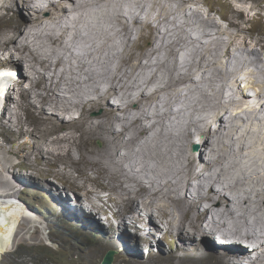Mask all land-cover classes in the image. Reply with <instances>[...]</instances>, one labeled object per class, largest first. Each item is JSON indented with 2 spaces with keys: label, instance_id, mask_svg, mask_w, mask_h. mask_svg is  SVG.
Listing matches in <instances>:
<instances>
[{
  "label": "bare ground",
  "instance_id": "1",
  "mask_svg": "<svg viewBox=\"0 0 264 264\" xmlns=\"http://www.w3.org/2000/svg\"><path fill=\"white\" fill-rule=\"evenodd\" d=\"M151 1L0 0V21L19 9V4L23 8L35 7L39 15L33 35L28 37L22 32L24 24L15 20L14 27L7 25L11 20L3 24L7 29L0 35V69L10 70L11 82L4 86L7 104L0 99V115L4 106L10 108L17 104L14 103L17 99L10 97L12 87L22 97L28 93L26 103L18 105L19 111L12 112L5 124L19 131L23 138L31 139L35 152L30 154L34 156L45 152L42 145L48 143L47 135L55 134L54 144L58 149L47 153L50 158L46 161L54 168L58 167L57 152L62 150L80 162V157L73 155L80 143L90 147L97 138L103 140L105 146L94 152V158L90 157L94 162L84 171L88 180L65 170L53 175L66 177L74 189L83 191L94 181L89 175L91 171L96 181L109 186L112 195L121 199L108 198L113 205L108 200L102 202L108 206L106 213H102L106 216L102 224L112 228L117 225L116 237L124 241L126 236V242L134 241L138 259L147 245L143 254L149 259L155 255L156 264H264V69L256 73L258 79L245 80L252 85L253 93L245 92L243 83L242 97H235L238 106L232 104L228 95L224 96L222 86L215 95L211 87L202 90L198 86L207 80L195 77L204 75L203 66L192 71L190 75L194 76L189 78L183 68L188 69L191 52L187 46L182 45L183 49L175 46L183 39L193 40L192 36L201 32V19L216 35L226 37L230 30L219 27L209 17L215 15L210 7L208 12H203L204 4L192 7V0H172L179 3L172 13L174 28L164 29L166 15L156 6L157 10L150 8ZM249 15L251 11L245 16ZM177 16L183 17L182 23ZM177 32L180 37H174L173 33ZM144 39L146 46L141 43ZM248 44L251 51L259 48L264 51L262 40L255 42L252 38ZM240 45L244 46L243 41ZM261 61L256 64H263ZM3 81L5 72L0 73V83ZM28 84L32 85L29 92ZM194 92H199L202 98H197ZM31 99L39 104L37 121L44 132L39 144L36 128L28 124L26 115L27 112L29 116L34 114L36 104ZM223 113L229 115L227 118L231 113L235 117L230 121L234 125L231 129L236 128L235 134L229 137L224 136L227 132L221 133L222 125L226 124ZM243 113L248 115V121L241 117ZM73 115L76 117L72 118ZM2 119L1 115L0 124L4 125ZM6 142L0 139V156L10 160L9 163L14 162L23 144L19 148ZM193 146H197V151L192 150ZM25 160L28 162L29 157ZM31 164L27 165L32 170L30 175L36 173L35 169L43 172L42 166L32 168ZM2 165L0 195L8 204L0 203V210H5L0 215V260L26 234L18 232L23 220L42 222L25 202H15L6 196L8 182ZM47 177L42 175L36 184L48 187L53 180ZM85 194L100 198L94 188ZM89 201L94 215L87 216L83 224L91 226L96 222L102 226L98 212L101 207ZM115 217L121 218L120 226ZM129 227L135 229L133 236L127 233ZM142 231L147 243L139 238ZM158 234L172 240L168 256L163 255L159 241L162 238ZM112 242L117 245L115 238ZM158 250L160 256L156 257Z\"/></svg>",
  "mask_w": 264,
  "mask_h": 264
},
{
  "label": "rangeland",
  "instance_id": "2",
  "mask_svg": "<svg viewBox=\"0 0 264 264\" xmlns=\"http://www.w3.org/2000/svg\"><path fill=\"white\" fill-rule=\"evenodd\" d=\"M153 2L155 5L152 4ZM150 3L151 4H149V5L152 6V7L150 6V8L154 7L156 10L158 8L159 12L162 11L161 12L162 15L167 16V17L163 16V18L165 17V22H168V23L164 22V24H165V26L163 24L164 29H167V30L173 29L174 27L172 24L174 21L173 20L174 17L172 15V13L173 14L175 13V11L177 10V9L175 10V8L177 6L179 7V3L175 4L172 0H161L159 2H158V0L157 1L152 0ZM172 3H173V5H172ZM198 3L204 4L201 6V8H203V12H208V9L210 7V9H212L215 12V15L209 16V17L213 18L215 23L218 24L219 27H223L226 30L229 29L231 32L229 31V33L226 35L227 39H226V37H224V35L223 36H221V34L216 35L215 32L213 33V32H211V30H209V26L203 22V19H201L200 20L202 23L201 32L200 33L196 32V34L192 36V37H194L193 40L186 38L187 40L183 39V41H181V43L179 45L175 46L177 49H179V48L183 49L182 48L183 46H187L189 52H191V57L189 59V61H190L189 67H191V70L189 67H188V69L186 67H184L183 72L185 75L189 74L188 76L190 78V76H194V75H190V74H192V71L195 72L194 70H196L198 67L203 66L204 75L203 76H196L195 79L201 80V78L204 77V79H206L207 82L203 81L198 87L201 88L202 90L204 88L208 89L211 87L212 90L214 89L213 90L214 95L216 93H218L219 90L224 87L225 88L224 96L228 95L229 99L232 100V104H234V106H236V105L238 106L237 103H239V102L235 99V97H236V95L238 97L239 96L242 97V94L240 93L241 89H243L245 91V89H244V87H245L248 89V90L246 89L245 92H247L249 94L253 93L252 85L248 84L247 82H246L247 83L246 84L245 80L246 79H252V78H253V80H256V78L258 79V77L256 76V73L259 70L262 71L264 69V51H262L261 48H259L258 50L254 49L253 51H251L250 47H247L250 44L249 43L247 45V42H251L252 38H253V41H255V42H259V40L260 41L262 40V42L264 44V41H263L264 40V16H263V14H264V0H240V1H237V0H192L190 2V4H193L192 7H195ZM168 4H169V7L167 6ZM241 4H243V5H241ZM247 4H250V5H247ZM20 5L21 4H19V9L22 8V6H20ZM175 5H176V7H175ZM166 7H168L169 9L167 10ZM19 9L17 8L13 12H10L9 15L5 19L0 21V35L7 29L6 27L3 26L4 23L11 20V22L7 23V25L9 27H14L12 21L15 20L18 23L21 21L20 15H19ZM170 9L174 10V12ZM164 10L168 11L170 13L165 12ZM250 11H251L252 15L251 16L249 15L246 17L245 15L248 14ZM190 14L191 13H189L188 16ZM259 15H261V16H259ZM23 17H24V14H23ZM176 18L178 20L181 18V20H179V22L180 23L183 22V17L177 16ZM235 25H237V26H235ZM20 28H22L21 24L18 25L17 29L20 30ZM19 32H21V31H19ZM173 34H174V37H180V34L178 32L173 33ZM231 34L233 35V37ZM229 35H230V37H229ZM244 37H246V38H244ZM144 41H146V42H144ZM242 41L244 43V46L240 45L242 43ZM190 42L192 43V45H190L191 44ZM141 43L143 44V45L141 44L142 46H146L147 40L144 39L141 41ZM225 47H227V48H225ZM233 48H234V51H233ZM195 50H197V51H195ZM232 51L234 53L233 55L230 54V52H232ZM182 52L183 51H181V53ZM199 52H200V54H199ZM238 52H240V53H238ZM255 52H256L255 55L257 56L256 58H254ZM242 54H243V56H241ZM261 54H262V56H261ZM194 55H197V56L199 55V56L197 57ZM200 55H202V56H200ZM259 58H261V59H259ZM3 59H5V58H3ZM241 60L243 61V63H241L242 62ZM204 61H206V62H204ZM256 61L257 62L261 61V63L263 62V64L257 65ZM192 62H193V64H191ZM213 62H214V64H213ZM222 62H223V64H222ZM217 63H219V64L217 65ZM194 64H196V65L193 66ZM248 64H249V66H248ZM250 64H251V66H250ZM208 65L209 66L211 65V66L209 67ZM244 65H245V69H244ZM261 65H262V67H261ZM223 66H226V67H223ZM218 67L219 68L221 67V69H219ZM186 71H188L189 73ZM238 71H239V73H237ZM245 71H246V73H244ZM250 71L252 74L249 73ZM1 72H4V71H0V73ZM218 74H220V75H218ZM212 76H213V78H212ZM240 78H242V80ZM212 80H214V81H212ZM225 81H226V83H225ZM141 82L142 81H140V83ZM232 82L233 83L236 82L234 84H237V85H233ZM238 82H239V84H238ZM208 83H209V86H207ZM243 83H245L244 84L245 86L243 85ZM131 84H132V81H131ZM30 85L31 84H28V88L26 90H28L32 86V85L31 86ZM227 85L230 86V88L227 87ZM240 85H241V87H240ZM221 86H222V88H221ZM249 86L251 88H249ZM16 87H18V86H16ZM237 87H238V89H237ZM216 88H217V90H216ZM226 88H228L227 89L228 91L226 90ZM11 90L12 91H10L11 92L10 97L17 99L14 102L17 104L12 106L13 109H12V107L9 108L8 106H4L5 110H3V113L1 114L3 116L1 123H3L4 125L0 124V137H1L0 139H2L3 141L6 140L7 141L6 143L12 144V146L16 145L19 148L23 144V147L20 148L21 150L18 152L19 156L14 157V160L15 161L20 160L23 163L25 169L27 170V171H25V174H26L25 177H27V178L24 179L25 183L27 184V189H26V193H24L21 196V198L24 200V202H26L27 206L29 208H31L33 212H35L37 215H39L41 217V219L44 222V226L38 225V224L28 223V222H26V220H23V222L18 227L19 228L18 232H19V234H21V233L22 234L26 233V234L17 239V244L15 245L14 250H11V252L9 251V253L4 255L3 259L0 260V264H102V261L104 260V258L106 257V255L109 252L114 253L113 264H132V263L156 264V261H155L156 258H154L155 255H151L150 258H153V259H149V257L148 258L146 257V254H143L144 250L146 252L148 249L147 245H145L143 247V253H142V250L140 249L141 255L138 259L137 258L138 256L135 252V249L137 248L136 243L134 241L126 242V236L124 237V241H123V238L116 237L118 235V233H116V231H115V227H117V225H115L113 228L111 226L108 227L106 224L105 225L102 224V226L96 225V227L98 229L91 228L90 225H87V226H86V224L84 225L80 219L76 220L74 218V215L71 212L68 211L69 212L68 213L67 211H64V209H62L58 205L57 201L54 198H52V196H50V194L48 193V190L46 189L47 187H45V186L39 187V185L36 184V183L40 182L39 177H41L42 175H45V176H48L47 179L49 181L53 180V183L61 182V183H63V185L65 187L68 185L71 186L72 185L71 181H69L66 177H62V176L60 177V175L58 177H55L53 175V174L56 175V173L59 170L70 171L73 175L82 176L83 179L88 180V178L84 174V171H88L87 167H89V164L94 162L93 159L90 160L91 158H94V152H96L102 146H105V144H104L103 140H100L98 138L96 140H94L93 142H91L92 144L89 142L90 147L80 146V145H84V144L80 143V145H78V147L80 149L77 147V149L73 152L74 153L73 155L79 156L82 162L76 161L75 159H73L72 156L71 157L67 156L66 152L61 150V151L57 152L59 154L57 157L58 167L54 168L52 166H49L46 163V161H48L50 158L49 155H47V153L56 152L58 149V146L54 144V137H56L55 134L47 135L45 133V135L49 136L48 143H46L45 145H42V148H43V150H45V152H42V153L37 152V155L34 156V155L30 154V153L33 154L35 152V149L31 148L32 145L34 144L31 141V139L28 137L23 138V135L20 134L19 131L18 132L16 131L17 132L16 133L15 129L13 127H11V125L5 124L8 121L10 114L14 111H19L18 105L25 104L27 101V97H28V93H27L26 97H22L21 95H19V92H18V95L15 93L16 89H13V87L11 88ZM28 92H29V90H28ZM195 93H197V92H194V94ZM198 93L195 94V96L197 95L196 96L197 98L198 97L202 98L200 93L199 94ZM232 93H233V95H232ZM31 100L34 101L33 99H31ZM4 101L6 102L5 103V105H6L7 104V98H6V100H3V102ZM34 103L36 104L35 107L33 108L34 114L32 116H29L28 112L27 113L25 112V113L27 115V118H29L28 124H31L34 128H36L35 129V135L38 134V135H36L37 136L36 142H37V144H39L38 141L41 142V140L43 139L42 137L44 135V132H42V127L39 126V122L37 121V114H38L37 107H39V104L35 101H34ZM217 103H218V101H217ZM37 104H38V106H37ZM21 114H23V112H21ZM98 114L99 113H97V115ZM1 115H0V117H1ZM209 115H210V113H209ZM207 116H208V114H207ZM228 116H229L228 114L223 113V117L226 119V124L222 125V130H221V133L223 135L225 132H227L224 135L227 137L235 134V131H233V129L236 130V128L231 129V127L233 125V123H231V122H232V119H235V117L232 115V113H231L229 118H227ZM73 117H76V115H73L72 118ZM241 117H244L246 120L249 119L248 115H246L244 113L241 114ZM23 118H24V116H23ZM226 125H228V126H226ZM46 126H47V124H46ZM48 127H51V125ZM29 128H31V127H29ZM31 129H33V128H31ZM231 130H232V132H230ZM8 138H10V139H8ZM49 143L51 144V146ZM93 143H94V145H93ZM94 149H96V150H94ZM84 150H85V152H84ZM192 150L197 151V146H193ZM27 156L29 157L28 162H26V160H25V158ZM47 157H49V158H47ZM63 157H65V158H63ZM37 160L40 162H37ZM29 163L30 164L32 163L31 164L33 166L32 168H35L38 165H39V167L42 166L41 168H43V172L40 173V169H38V172H37V169H35L36 173L34 175H30L32 173V170L29 167H27V165ZM40 163H42L44 165H40ZM61 164H63V165H61ZM69 168H71V169H69ZM28 174L30 176H28ZM19 175L22 176L23 174L19 173ZM89 175H90V177H92V180H94V181L90 182L89 188H87L83 191L81 189L77 190V191H79L78 196L81 198H86V199L89 198L90 200L95 201V203H97V206L101 207V210L100 211L98 210V212H100V214H102L104 212L106 213L105 209H107L108 206L107 207L104 206V204L102 202H106V200H108V203L110 205H113V202L109 201V199L118 200V198L119 199H121V198L118 195H116V196L112 195V193L109 191V189H111L109 186L108 187L102 186L99 181H96L94 179L96 177V175H93L91 173V171H89ZM27 180L30 181L31 183L27 182ZM71 187L74 188L73 186H71ZM90 188L91 189L94 188V189L98 190L100 198H97L94 195H86L85 194L86 191H90L91 190ZM88 189H90V190H88ZM161 196L164 197L163 195H161ZM101 199H103V200H101ZM164 199L167 202H170L168 197H165ZM123 212H125V211H123ZM115 220H116V223H118V226H120L119 222L122 223L121 218L119 219V217H115ZM157 223H159V225L161 224L158 219H157ZM109 225H111V223H109ZM128 225H129V223H128ZM139 226H140V223H139ZM121 228H124V227L121 226ZM127 230H128V228H127ZM114 233H116V234H114ZM127 233H129L131 236H133L136 232H135V229L133 230V228L129 227V230L127 231ZM158 235H161V234H158ZM113 238H115L117 240L116 246L112 242ZM139 238L141 240L143 239L142 242L147 243V240L144 239V232L143 231L140 233ZM161 238L162 239L159 240L157 237V239L161 242V244L163 246V255L168 256V254L170 253L169 250L172 247V244H171L172 240H171V238H167V240H166V238H164L163 235H161ZM121 241H123V244L120 243ZM154 242L156 243V241H154ZM155 250L156 249L153 250L154 253H155ZM159 256H160V251L158 250L156 257H159ZM151 262H153V263H151Z\"/></svg>",
  "mask_w": 264,
  "mask_h": 264
},
{
  "label": "clouds",
  "instance_id": "3",
  "mask_svg": "<svg viewBox=\"0 0 264 264\" xmlns=\"http://www.w3.org/2000/svg\"><path fill=\"white\" fill-rule=\"evenodd\" d=\"M19 15L21 20L19 23L24 24L22 28V32L24 33L25 37H28L29 35H33V29L36 28L37 19L39 17L38 9H35V7H31V6L25 8L22 7L21 9H19ZM34 24H35V28H33ZM0 71L5 72V81L0 83V99L3 98V100H5V96L3 95L5 94L4 86L7 87V85L11 82L9 78L11 72L10 70L4 68L0 69ZM9 161L3 158L2 156H0V164L1 163L3 164L2 167L4 169H6V167L8 168V170L5 171L4 174L5 176L7 175L6 179L8 182V186L6 188L7 190L6 193L8 194H6V196L11 197L12 201L24 202L21 196L24 193H26V189H27V184L24 183V179L27 178L25 177L26 175L25 171L27 170L24 168V165L20 160H16L10 163ZM19 172H22V174L24 175L20 177L19 175H17ZM46 189L48 190L50 196H52V198H54L57 201L58 205L62 209H64V211L71 212L76 220L80 219L81 222H84L87 216L92 217L94 215V208L92 207L90 201L86 198L79 197L78 196L79 191L72 188L70 185L65 187L61 182H55V183L52 182L51 185H48ZM0 203H2L4 206H7L6 204H8L7 200H4L2 196L0 197ZM1 211H5V210H0V215H4L3 213H1ZM109 215L111 218H114L112 214ZM99 218L102 219L101 222L99 220V224L101 223L102 225V223H104L105 221L106 216L101 214ZM32 224H38L44 226L43 220L41 223H32ZM96 225H97L96 222H92L91 228L98 229ZM158 239H160V236L158 237ZM218 244L220 245L222 243H218Z\"/></svg>",
  "mask_w": 264,
  "mask_h": 264
},
{
  "label": "water",
  "instance_id": "4",
  "mask_svg": "<svg viewBox=\"0 0 264 264\" xmlns=\"http://www.w3.org/2000/svg\"><path fill=\"white\" fill-rule=\"evenodd\" d=\"M113 257H114V253L109 252L104 258V260L102 261V264H111L113 261Z\"/></svg>",
  "mask_w": 264,
  "mask_h": 264
},
{
  "label": "built area",
  "instance_id": "5",
  "mask_svg": "<svg viewBox=\"0 0 264 264\" xmlns=\"http://www.w3.org/2000/svg\"><path fill=\"white\" fill-rule=\"evenodd\" d=\"M6 171L8 170V168L6 167V169H5Z\"/></svg>",
  "mask_w": 264,
  "mask_h": 264
}]
</instances>
